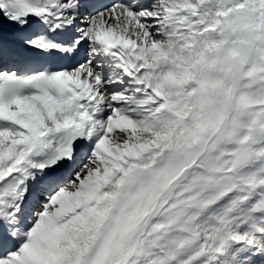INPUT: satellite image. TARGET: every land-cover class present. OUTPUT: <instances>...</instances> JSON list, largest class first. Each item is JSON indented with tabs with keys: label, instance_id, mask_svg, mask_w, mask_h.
Wrapping results in <instances>:
<instances>
[{
	"label": "snow or ice",
	"instance_id": "snow-or-ice-1",
	"mask_svg": "<svg viewBox=\"0 0 264 264\" xmlns=\"http://www.w3.org/2000/svg\"><path fill=\"white\" fill-rule=\"evenodd\" d=\"M0 264H264V0H0Z\"/></svg>",
	"mask_w": 264,
	"mask_h": 264
}]
</instances>
